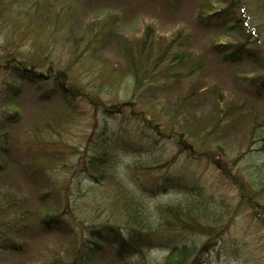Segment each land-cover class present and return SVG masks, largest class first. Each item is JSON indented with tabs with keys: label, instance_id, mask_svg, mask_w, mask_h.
I'll use <instances>...</instances> for the list:
<instances>
[{
	"label": "rangeland",
	"instance_id": "rangeland-1",
	"mask_svg": "<svg viewBox=\"0 0 264 264\" xmlns=\"http://www.w3.org/2000/svg\"><path fill=\"white\" fill-rule=\"evenodd\" d=\"M209 1L0 0V192L12 202L8 219L18 221L13 220L15 226L2 220L0 229L6 237L26 242L23 251L0 250V264H41L52 255L71 259L74 234L42 229L40 220L54 210L62 214L70 199L76 201L70 194L79 186L83 191L93 187L76 167L80 149L89 145L91 152L100 135L130 143L129 149L123 145V164L116 169L121 181L129 175L127 184L135 183L126 169L135 158L154 166L158 158L167 163L140 173L146 184L158 181L160 190L166 189L148 197L153 203L148 219L158 213V202L189 195L209 204L211 219L222 217L217 235L222 236L203 251L204 264H264V222L245 201L251 195L264 202V191L256 193L253 187L264 168V61H223L213 44L241 39L222 27L198 23L199 7ZM228 3L216 1V7ZM67 12L72 22L51 31L53 16ZM94 21L106 32L88 44L84 32ZM172 40L179 42L174 51L182 48L195 75L170 72L162 79L168 61L162 58L147 64L157 68L148 79L142 71L136 79L131 69L139 66L136 55L142 57L143 45L145 60L152 61L160 53L156 50ZM25 73L38 80L30 81ZM62 84L74 91L72 102L63 96ZM42 90L50 96H41ZM85 91L100 107L112 105L114 112H95L91 100L80 97ZM14 109L19 112L10 118ZM165 120L196 130L198 142L212 131L200 152H217L220 163L214 152L183 150L177 139L160 134L157 128L165 127ZM49 123L56 130L47 128ZM53 134L57 143L42 146L39 139L50 141ZM242 186L248 196L241 194ZM152 225L159 243L154 253L161 258L175 244L208 242L207 236L167 229L159 221Z\"/></svg>",
	"mask_w": 264,
	"mask_h": 264
},
{
	"label": "trees",
	"instance_id": "trees-1",
	"mask_svg": "<svg viewBox=\"0 0 264 264\" xmlns=\"http://www.w3.org/2000/svg\"><path fill=\"white\" fill-rule=\"evenodd\" d=\"M216 1L225 0H211L200 5L197 12L198 23L205 27H222L224 30L229 31L227 33L230 36H233L234 33L237 36V40H241L234 43L228 41L214 43L213 48L217 52L222 53L224 62H238L249 58L253 62L262 63L264 61V0H250V2L249 0H229V3L221 9L216 7ZM72 17L71 12H67L62 17L58 13L53 16L48 28L57 32L61 29V22H72ZM257 20H261V22L258 24L253 23V21ZM98 24H101V22L97 23V21H94L84 32L88 44L92 41V43H96L102 38L101 35L106 32V27L98 26ZM180 34H182V31H180ZM76 43L77 41H75ZM177 45H179V42L172 40L169 47H164V49L162 48L163 50L157 49L156 51H160V53L154 55V57L152 56V61L151 59L145 60L147 55L143 45V53L140 54L142 57L138 58L136 55V61L139 66H132L131 69L135 78H140L142 71L144 79H148V76L155 73L157 68L151 70L150 67H147V64L157 62L158 59L162 58L168 60L165 73H162L164 74L162 79L166 75L169 76L170 72H173L174 76L186 78L195 75L193 68L191 69L190 66L185 64L183 52H179L182 48L174 51ZM20 65L23 69L26 67L21 62ZM27 70L25 69L24 72ZM62 73L66 75L65 72ZM24 77L30 81L38 80L37 75L27 76L25 73ZM61 87L62 91H60L63 96H65L67 101L72 102L73 97H76L74 91L67 84H62ZM41 93L44 98L50 96L48 90H42ZM80 97L90 99L95 112L100 110L106 114L112 111V105L108 107L105 104L100 107L97 100L91 99L87 91L81 94ZM12 100L14 104H17L16 98ZM117 108L120 109L119 107ZM18 112V109H14L10 118L16 117ZM159 116L163 118L161 112ZM148 118L152 121L150 117ZM164 124L165 127L159 124L157 128L160 134H167L177 139L183 150L190 148L196 151V148H199L196 152L200 154L214 152L215 160L220 163V160L216 159L217 152L210 151L207 148L200 152V148L206 147L210 141V132L212 131L203 133L198 142L196 140L198 132L191 127L185 125L178 127L172 120H165ZM47 128L56 130V127L50 123ZM253 128L255 129V125ZM5 133L2 135L3 137L6 135ZM53 137L50 141L43 136L39 140L42 146L48 143H57L58 140L55 139V134H53ZM99 137L101 142L95 143L97 141H94L95 145L91 152L89 151V145L83 150L80 149L78 153L80 164L76 167L78 173L82 172L93 187L83 191L82 186H79L77 191L70 194L74 196L76 201L70 199L64 206L62 214L54 210L53 213L40 220L42 229L74 234L75 247L72 251L73 255L70 260L65 261L56 259L53 255L47 256L41 264H204L203 251H208L212 243L214 245L217 244L222 236H217L219 233L218 229L221 228L219 223L222 217L220 219L212 217L211 219L210 216L212 214L208 207L209 204L203 200H195V197H190L189 195L187 197H179V199L173 201L170 199L166 202H158V213L148 219L150 209L153 206L151 199L148 197L155 198L161 190L166 189L162 188L160 190L161 184L158 181L149 182V186L146 184L148 180L145 181L139 178L140 173L143 174L147 170L158 169L159 166H165L167 163H160L158 158L155 160L157 165L154 166L152 161L139 162L137 161L139 158H135L126 168L128 172L131 171L130 176L135 183L127 184L126 180L129 182V179H127L129 175L121 181L117 177L119 173L116 172V169L123 164L121 163L123 145L126 149H129L130 143L123 141L118 136L110 138L100 135ZM262 140H264V137ZM2 168L4 169V165L0 162V171ZM261 171L255 181L258 185H253L256 193L260 192V190L264 191V179H262V177L264 178V168ZM246 191L244 186H242L241 194L248 196ZM253 198L254 196L250 195L245 201L250 206L255 207V214L261 222H264V202H261L262 199L253 200ZM8 199L9 197L5 193L1 195L0 192V221L6 220L8 223L13 224L15 223L13 220L18 221L15 218L8 219L6 209L12 206V202ZM146 220L147 224L142 225L141 223H146ZM158 221L167 229L178 228L182 232L197 236H207L208 242L199 245H190L189 243L175 244L169 248L165 256L162 258L158 257L159 254L155 255L154 252H157L159 243L157 244L154 241V235H152V229H155L152 224ZM0 241V250L2 251H23L26 246V242L14 241L9 235L6 237L1 229ZM209 252L211 251L209 250ZM28 264L37 263L29 262Z\"/></svg>",
	"mask_w": 264,
	"mask_h": 264
}]
</instances>
